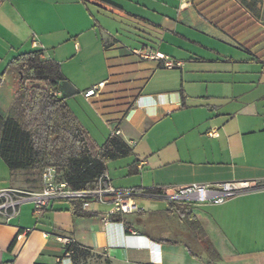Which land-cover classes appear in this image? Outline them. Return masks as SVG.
Listing matches in <instances>:
<instances>
[{
  "label": "crops",
  "instance_id": "crops-1",
  "mask_svg": "<svg viewBox=\"0 0 264 264\" xmlns=\"http://www.w3.org/2000/svg\"><path fill=\"white\" fill-rule=\"evenodd\" d=\"M187 1H0V85L18 54L41 50L57 61L64 78L55 93L91 139L117 135L130 147L107 163V174L113 187L136 189L140 207L104 223L98 205L109 203L74 216L68 201H54L39 218L23 203L9 222L0 220V264H74L59 236L86 249L83 264H264V4L254 11L241 0ZM116 11L132 20L109 25ZM142 48L162 57H140L134 51ZM167 60L183 64L168 68ZM101 81L98 94L84 97ZM7 110L0 104V135ZM32 172L9 170L0 188L37 189L40 175L32 182ZM226 181L252 188L222 203L183 202L218 258L165 211V200L146 192Z\"/></svg>",
  "mask_w": 264,
  "mask_h": 264
},
{
  "label": "trees",
  "instance_id": "trees-1",
  "mask_svg": "<svg viewBox=\"0 0 264 264\" xmlns=\"http://www.w3.org/2000/svg\"><path fill=\"white\" fill-rule=\"evenodd\" d=\"M255 11L257 2L241 0ZM15 80L13 95L3 119L0 135V157L9 170L37 171L46 166L56 169L59 180H65L75 189L93 188L98 178L107 173V163L124 157L130 147L117 135H112L98 145L80 124L69 108L64 96L55 91L63 74L60 64L42 55L41 50H31L13 57L5 73ZM147 193H160L161 189H148ZM74 216H93L81 210V200H66ZM165 211L185 224L189 235L200 240L208 256L218 258L213 245L204 240L205 234L189 206L183 202L169 203ZM120 215L112 216V219ZM190 251L193 245L186 242ZM76 264V257L86 256V249L74 242L66 247Z\"/></svg>",
  "mask_w": 264,
  "mask_h": 264
},
{
  "label": "built area",
  "instance_id": "built-area-1",
  "mask_svg": "<svg viewBox=\"0 0 264 264\" xmlns=\"http://www.w3.org/2000/svg\"><path fill=\"white\" fill-rule=\"evenodd\" d=\"M1 1V0H0ZM182 4L188 3L187 0H181ZM143 58H161L162 56L148 48H142L134 51ZM181 61H165L164 65L168 68L180 67ZM104 81L86 89L84 97L89 98L98 94ZM116 134L120 131L117 129ZM213 134L212 131L209 132ZM56 169L52 166L44 167L40 172L41 185L37 189H18L14 187L0 188V220L9 222L18 211L21 204L30 202L33 205L32 213L39 218L45 208L54 201L79 199L81 200V210L88 211L92 203H109L112 205L110 211L105 212L102 217L104 223L111 222L112 216L129 214L140 211V207L134 198L138 191L134 188H116L109 183V176L103 173L97 180V185L93 188L75 189L65 180H59ZM252 188L248 182L235 183L231 181L216 184L191 183L180 187H163L160 193H154L152 196L161 198L169 203L192 202L196 204L222 203L226 199L236 195L244 189ZM26 232L28 229L25 230ZM63 245L66 255V247L72 245L75 240L70 237L59 236L57 238Z\"/></svg>",
  "mask_w": 264,
  "mask_h": 264
},
{
  "label": "rangeland",
  "instance_id": "rangeland-1",
  "mask_svg": "<svg viewBox=\"0 0 264 264\" xmlns=\"http://www.w3.org/2000/svg\"><path fill=\"white\" fill-rule=\"evenodd\" d=\"M130 18L121 15L119 12L116 11V14H108V24L114 26V27H124L123 24H125V22L127 23L128 20ZM132 20V19H130ZM135 26H139L140 28H144V23L143 22H139L136 21V23H134ZM181 27V26H179ZM208 42V41H207ZM211 44H214V46L217 45V47H220V49L222 50V52L225 51H229L231 52V55H237L240 59L242 58L243 54L241 52H238L237 50H235L234 48H232L229 44H225L223 42H215V41H209ZM205 56L209 55V53L204 52L202 53ZM232 65V64H230ZM239 65V64H237ZM244 66V65H241ZM4 79L2 80L1 83V88H0V104L1 105H6V107L9 106L12 95H13V91H14V86H15V80L13 78V75L9 72L5 73ZM98 145L102 144V143H97ZM38 177V172L37 171H33L30 176L28 177V180L30 181H36ZM8 179H9V168L7 167V165L5 164V162H3V160L0 158V181H2V185H6L8 184ZM140 203L145 206V207H149V205L151 206H165V203L162 200H155V201H151V200H140ZM93 206V204H92ZM98 207H100L101 209H103L104 211H110L112 208L111 204H106V205H98ZM134 215L131 214L128 216V218H132ZM86 259V256H81L79 255L78 257H76V264H83L84 260Z\"/></svg>",
  "mask_w": 264,
  "mask_h": 264
}]
</instances>
